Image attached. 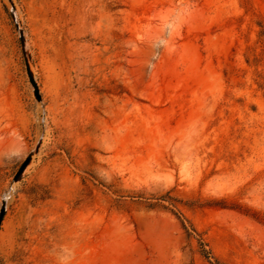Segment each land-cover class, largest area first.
I'll use <instances>...</instances> for the list:
<instances>
[{
  "label": "rangeland",
  "instance_id": "obj_1",
  "mask_svg": "<svg viewBox=\"0 0 264 264\" xmlns=\"http://www.w3.org/2000/svg\"><path fill=\"white\" fill-rule=\"evenodd\" d=\"M2 209L0 264H264V0H0Z\"/></svg>",
  "mask_w": 264,
  "mask_h": 264
},
{
  "label": "water",
  "instance_id": "obj_2",
  "mask_svg": "<svg viewBox=\"0 0 264 264\" xmlns=\"http://www.w3.org/2000/svg\"><path fill=\"white\" fill-rule=\"evenodd\" d=\"M26 66H27V72H28V76H29L30 82L32 83V85L34 87V95L39 100L40 99V96H39V93H38V87L36 85V82L34 81V78H33L32 74H31L30 70H29V66H28V63L27 62H26ZM29 160H30V158H27L22 163V165L20 166L19 170L15 174L14 181H17L20 178V176L22 175V173H23L25 167L27 166ZM3 214H4V209H2L1 212H0V222L2 220Z\"/></svg>",
  "mask_w": 264,
  "mask_h": 264
},
{
  "label": "trees",
  "instance_id": "obj_3",
  "mask_svg": "<svg viewBox=\"0 0 264 264\" xmlns=\"http://www.w3.org/2000/svg\"><path fill=\"white\" fill-rule=\"evenodd\" d=\"M184 228L186 229V232H187V234H190L189 233V230L186 228V226H184ZM207 257V256H206ZM215 264H219L218 262H215Z\"/></svg>",
  "mask_w": 264,
  "mask_h": 264
}]
</instances>
